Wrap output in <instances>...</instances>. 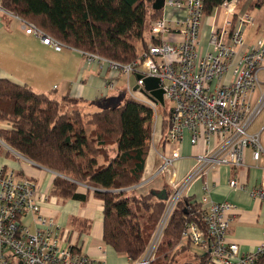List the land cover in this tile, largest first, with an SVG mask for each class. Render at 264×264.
I'll list each match as a JSON object with an SVG mask.
<instances>
[{
  "label": "built area",
  "instance_id": "built-area-1",
  "mask_svg": "<svg viewBox=\"0 0 264 264\" xmlns=\"http://www.w3.org/2000/svg\"><path fill=\"white\" fill-rule=\"evenodd\" d=\"M204 3L205 0H166L163 10L182 9L185 16L173 21L163 15L154 20L150 33L158 43L150 44L131 63L121 64L83 52L89 63L108 65L126 77L128 89L130 77L140 75L139 89H129V95L155 109L156 116L161 104L142 91L145 78L160 80L159 88L164 92L162 106L170 104L167 119L170 128L162 138L166 150L160 154L161 164L155 174L144 178L137 186L146 188L157 178L166 177L170 194L162 221L146 251L137 260L130 259L129 264H152L171 217L194 182L222 166L246 168L249 151L262 171L261 183L251 190V196L264 201V128L258 133L250 132L264 111V92L261 90L258 94L264 87V37L256 45L248 46L245 29L253 24L254 18L251 13L239 10L240 0H226L212 18L211 49L202 53ZM0 12H6L1 2ZM7 13L20 23L28 36L54 51L75 50L35 24ZM221 13L225 18L218 26ZM176 33L181 41L171 42L170 37ZM230 70V79L225 80ZM187 136L191 145H201L202 151L195 156L193 168L178 180L174 168L181 159V145ZM4 147L15 159L35 166L7 144L4 143ZM229 185L234 190L246 187L238 177L231 179ZM203 190L207 199L208 186ZM48 198L38 181L21 177L15 170L0 164V264H108L105 260L91 259L72 244L64 243L62 225L42 214V205ZM198 210L201 220L187 218L182 238L206 250L203 264H264V221L263 238L258 247L254 252H242L239 244L228 238L238 210L235 204L212 203L209 209L203 210L205 212Z\"/></svg>",
  "mask_w": 264,
  "mask_h": 264
},
{
  "label": "trees",
  "instance_id": "trees-1",
  "mask_svg": "<svg viewBox=\"0 0 264 264\" xmlns=\"http://www.w3.org/2000/svg\"><path fill=\"white\" fill-rule=\"evenodd\" d=\"M154 1L0 0L6 12L35 24L70 48L121 64L135 61L150 44L158 43L153 37H144L150 23L163 17L164 10H153ZM224 1L205 0L206 17ZM261 8L264 0L250 9ZM80 102L70 97L57 100L26 84L0 79V140L35 166L58 173L55 195L86 201L92 193L105 201L104 242L137 260L146 251L166 207V200L150 191H126L145 178L156 122L154 110L131 97L118 108L93 113L83 112ZM163 112L169 116L166 109ZM162 124L163 138L170 127L165 117ZM8 153L0 146L1 155ZM81 185L88 187L86 192L80 191ZM165 187L170 194L168 184ZM131 195H140L142 202L136 203ZM187 218L201 220L197 206L185 198L163 238H182ZM164 245L162 239L152 264H168L161 259Z\"/></svg>",
  "mask_w": 264,
  "mask_h": 264
},
{
  "label": "crops",
  "instance_id": "crops-1",
  "mask_svg": "<svg viewBox=\"0 0 264 264\" xmlns=\"http://www.w3.org/2000/svg\"><path fill=\"white\" fill-rule=\"evenodd\" d=\"M245 10L247 11H242V13L249 12L254 18L253 24L248 25L245 29L246 43L248 46H253L264 37V8L253 10L247 8ZM163 15L175 21L184 17L185 11L169 8L163 11ZM218 22V26H221L220 19ZM16 28L25 37L22 36L21 39L3 37L0 45L8 43L12 46L9 54H11L13 62H20L25 56H28L29 67L23 68L25 73L20 76L11 70L5 71L0 68V79L26 84L35 92L44 93L57 100L64 97L81 100L79 108L85 113L102 110L103 105H121L124 100L130 98L129 89L134 90L137 86V83L133 84L131 76L128 89V81L126 86L122 83V77H126L108 65L89 63L82 51L66 49L56 52L49 46L43 45L37 38L28 36L22 30L19 22ZM211 28L212 22L207 21L206 17L200 38L202 53L211 49L209 44ZM10 29L12 28L7 27L0 17V31L4 32L3 35L7 34ZM146 31L149 30L146 29ZM146 31L144 37L146 40H150L152 35L147 37ZM259 33L261 35L257 37ZM170 40L171 42L181 41V36L177 33L172 34ZM21 64H24L23 61ZM230 76L231 70L225 75V80H229ZM165 150L162 132L158 125L147 158L145 178L151 177L158 171L161 164L160 154ZM201 151L202 146H192L189 136H187L181 145V159L176 162L174 168L178 180L185 177L193 168L196 162L195 156ZM13 157L9 154L4 156L0 154V162L9 169L15 170L21 177L26 176L38 181L40 189L48 193V201L42 205V214L55 219L62 225L64 243L72 244L82 254L94 260H105L108 264L130 263L129 257L117 253L104 242L105 201L94 197L92 193L86 201L59 197L54 194L53 188L56 177L60 176L58 173L42 166L23 165ZM246 165V168L233 169L222 166L209 171L206 176L194 182L186 200H189L191 205H196L198 211L209 209L212 203L230 202L235 204L238 210L228 238L230 241L238 243L242 252L250 253L255 251L263 238L264 201L256 200L251 196V190L261 183L262 171L253 161L250 151L246 157ZM234 177H238L239 181L245 184L244 190H234L230 187V180ZM166 184L167 178L159 177L149 187L142 189L133 187L126 191H133L134 194L150 191L161 195L166 190ZM205 185L209 188L207 199L203 190ZM86 188L88 187L81 185L80 191L86 192ZM204 198L205 202H203ZM162 239L165 245L161 259L164 263H203L206 250L193 246L183 238L175 240L164 237Z\"/></svg>",
  "mask_w": 264,
  "mask_h": 264
},
{
  "label": "rangeland",
  "instance_id": "rangeland-1",
  "mask_svg": "<svg viewBox=\"0 0 264 264\" xmlns=\"http://www.w3.org/2000/svg\"><path fill=\"white\" fill-rule=\"evenodd\" d=\"M261 0H240V6H239V10L242 12V11H247V10H245V9H247V8H251V7H254V5L257 3V2H260ZM213 15H214V13L211 15V16H209V17H207V21H209V22H212L213 20H212V18H213ZM0 17H2V19L4 20V23H5V25L7 26V27H9V28H12V29H10V31H8V33L7 34H5V35H3L4 34V32L3 31H0V42L2 41V38L3 37H6V38H17V39H21L22 38V36H24L25 37V35H23V33L20 31V30H18L16 27H17V25H18V22L12 17V16H10L7 12H5V13H2V12H0ZM211 18V19H210ZM224 14L223 13H221V18H220V21L221 22H223L224 21ZM148 30H149V28H148ZM261 35V33H259L258 35H257V37H259ZM146 36L147 37H151V33H150V30L149 31H146ZM11 49H12V46H10L8 43H6L5 45L3 44V45H0V68L2 69V70H5V71H13V72H15L18 76H20L21 74H23V73H25L22 69L23 68H27V67H29V62H28V56H25L21 61H23V63L24 64H21V61L20 62H16V61H12V57H11V54H9V52H11ZM141 49H142V47L140 46L139 47V52H141ZM4 53H6V54H4ZM263 75V78H262V80H263V82H264V73L262 74ZM132 82H133V84L134 83H137V77H136V75H132ZM122 83H123V85H125L126 86V84H127V79L126 78H123L122 77ZM226 83H228V81H226ZM261 90H262V92H261ZM263 93L264 92V87H263V89H260L259 91H258V94L259 93ZM125 101V100H124ZM124 101L121 103V105H103V107H102V109H104V108H118V107H120V106H122L123 104H124ZM164 109H166L168 112H169V110H170V104L168 103V105H167V107H163L162 105H159L158 106V108H157V113H158V116H156V111H155V109H154V112H155V118H156V122H155V126H154V129L156 130L157 129V127H158V125H159V127H160V130H161V126L163 125L162 124V118L163 117H165V119H168L169 118V116L168 115H164ZM158 119V120H157ZM264 128V111H263V113L257 118V120L255 121V123L253 124V126H252V128L250 129V132H252V133H258V132H260L262 129ZM153 129V134H152V141H153V138H154V132H155V130ZM262 138H263V140H264V132H263V135H262ZM0 146L4 149V151H5V147H4V142L2 141V140H0ZM9 154V156H12L13 157V155L11 154V153H8ZM14 158V157H13ZM15 159V158H14ZM18 162L19 163H21V164H23V165H25V164H27L26 162H24V161H22V160H18ZM0 164H3V163H1L0 162ZM100 164H103V161H102V159H100ZM82 188H85V187H82ZM133 195V194H132ZM131 195V196H132ZM135 196V195H134ZM134 196H132V198L134 199V201L136 202V203H140V202H142V200H141V196L140 195H137V197H134ZM136 206L138 207V204H136ZM164 215V214H163ZM163 215H162V217H161V219H160V222L162 221V218H163ZM160 222L157 224V226H156V229H155V231L154 232H156V230H157V228H158V226H159V224H160ZM193 246H195L196 247V245L195 244H192ZM200 249H202L203 250V248L202 247H199Z\"/></svg>",
  "mask_w": 264,
  "mask_h": 264
},
{
  "label": "water",
  "instance_id": "water-1",
  "mask_svg": "<svg viewBox=\"0 0 264 264\" xmlns=\"http://www.w3.org/2000/svg\"><path fill=\"white\" fill-rule=\"evenodd\" d=\"M165 1L166 0H155L153 3V10L154 11H161L164 9L165 7ZM137 80L141 78V76H136ZM160 85V80L157 78H145L144 79V89H142L143 92H145L150 99H152L154 102H159L161 105L164 104V92L162 89L159 88ZM139 86H136L134 90H138ZM152 194L154 196H156L157 198L161 199V200H167L168 199V195H167V191H163V196L161 195H157L155 193L152 192Z\"/></svg>",
  "mask_w": 264,
  "mask_h": 264
}]
</instances>
